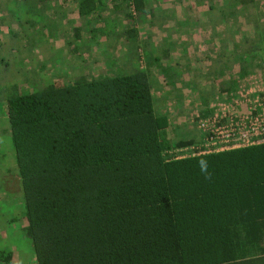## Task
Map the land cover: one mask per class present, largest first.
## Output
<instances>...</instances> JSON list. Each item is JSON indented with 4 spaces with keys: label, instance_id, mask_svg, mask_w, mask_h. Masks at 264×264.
Segmentation results:
<instances>
[{
    "label": "trees",
    "instance_id": "trees-1",
    "mask_svg": "<svg viewBox=\"0 0 264 264\" xmlns=\"http://www.w3.org/2000/svg\"><path fill=\"white\" fill-rule=\"evenodd\" d=\"M150 1L129 2L134 13H125L131 21L126 37L133 43L137 19L154 12ZM229 4H240L245 16L251 8L262 12L256 0ZM104 5L79 0V14L90 16ZM236 36L234 56L242 50L244 60H252L264 52L263 27ZM145 55L146 69L81 75L32 90L16 84L6 96L11 163L24 201L21 229L36 264H233L232 246L249 241V233L262 235L264 143L183 156L200 142L171 140V117L157 108L149 68L168 52ZM200 73L196 68L188 84L204 88ZM211 95L203 93L195 121L212 114ZM12 258L0 249V264Z\"/></svg>",
    "mask_w": 264,
    "mask_h": 264
},
{
    "label": "rangeland",
    "instance_id": "rangeland-1",
    "mask_svg": "<svg viewBox=\"0 0 264 264\" xmlns=\"http://www.w3.org/2000/svg\"><path fill=\"white\" fill-rule=\"evenodd\" d=\"M232 1L151 0L154 12L136 20L138 42L133 43L126 37L131 21L125 13L134 8L130 0H105L87 17L79 14V0H0V249L13 256L6 264H36L33 245L21 229L24 201L7 136L6 96L15 90L14 85L32 90L45 82L72 81L81 75L90 78L139 66L146 69L149 57L145 54L167 51L168 56L149 66L157 108L171 117L172 141L200 142L195 117L203 92L188 84L199 75H193L196 64L220 67L218 76H225L226 85L232 80L238 85L254 80L264 83V52L252 60H244L242 50H236L235 56L232 52L240 41L235 32L249 26L264 28V0H256L262 12L256 14L251 8L249 16L239 11L240 4L233 9ZM221 9L227 10L221 13ZM217 84L215 95L220 96L214 101L235 100L222 88L218 91L222 81Z\"/></svg>",
    "mask_w": 264,
    "mask_h": 264
},
{
    "label": "built area",
    "instance_id": "built-area-1",
    "mask_svg": "<svg viewBox=\"0 0 264 264\" xmlns=\"http://www.w3.org/2000/svg\"><path fill=\"white\" fill-rule=\"evenodd\" d=\"M261 80V79H260ZM236 92V93H235ZM231 103L217 100L213 112L199 119L201 141L185 148V155L220 152L264 143V83L254 80L240 84Z\"/></svg>",
    "mask_w": 264,
    "mask_h": 264
},
{
    "label": "crops",
    "instance_id": "crops-1",
    "mask_svg": "<svg viewBox=\"0 0 264 264\" xmlns=\"http://www.w3.org/2000/svg\"><path fill=\"white\" fill-rule=\"evenodd\" d=\"M200 59L203 60V58ZM218 59H223L222 55H220ZM196 68L201 69L199 80H201V86H204V88H198H200L203 93L210 90L212 92L211 97L213 101L220 96L218 93L215 95L216 89H218L217 87L219 86L217 84L218 81H222V85H220V89L218 91H220L221 88L225 87L228 90L224 93H227L228 96H230L231 93H234L240 85L236 83V80H232V83L226 85L228 81L224 80L225 76L221 75V77L218 78V71L221 70L220 67H203L202 64H196ZM240 234L244 236L248 234V230H243ZM249 234L252 235V238L249 241L246 240V243L232 246L237 247V249L233 251L236 252V255L233 256L230 260L231 262H233V264H264V231L261 233L262 235L259 239H257L256 235L254 236L253 233Z\"/></svg>",
    "mask_w": 264,
    "mask_h": 264
},
{
    "label": "clouds",
    "instance_id": "clouds-1",
    "mask_svg": "<svg viewBox=\"0 0 264 264\" xmlns=\"http://www.w3.org/2000/svg\"><path fill=\"white\" fill-rule=\"evenodd\" d=\"M198 166H199L202 173H205V174L208 173V162L206 160H203V159L199 160Z\"/></svg>",
    "mask_w": 264,
    "mask_h": 264
}]
</instances>
